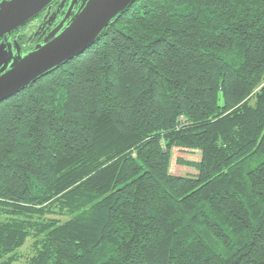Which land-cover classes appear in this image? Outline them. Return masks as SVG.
<instances>
[{"label": "trees", "instance_id": "1", "mask_svg": "<svg viewBox=\"0 0 264 264\" xmlns=\"http://www.w3.org/2000/svg\"><path fill=\"white\" fill-rule=\"evenodd\" d=\"M21 259L264 264V0H136L0 103V264Z\"/></svg>", "mask_w": 264, "mask_h": 264}, {"label": "water", "instance_id": "2", "mask_svg": "<svg viewBox=\"0 0 264 264\" xmlns=\"http://www.w3.org/2000/svg\"><path fill=\"white\" fill-rule=\"evenodd\" d=\"M53 0H0V103L92 46L108 25L136 0H73L60 24L42 44L21 54L10 35L37 17ZM49 39V40H48Z\"/></svg>", "mask_w": 264, "mask_h": 264}, {"label": "flooded vegetation", "instance_id": "3", "mask_svg": "<svg viewBox=\"0 0 264 264\" xmlns=\"http://www.w3.org/2000/svg\"><path fill=\"white\" fill-rule=\"evenodd\" d=\"M73 0H53L37 17L26 23L10 35L11 51L15 52L16 42L21 54L32 50L36 45L42 44L60 24L67 23L74 15L67 14L70 2ZM49 40V39H48ZM2 38H0V42Z\"/></svg>", "mask_w": 264, "mask_h": 264}, {"label": "rangeland", "instance_id": "4", "mask_svg": "<svg viewBox=\"0 0 264 264\" xmlns=\"http://www.w3.org/2000/svg\"><path fill=\"white\" fill-rule=\"evenodd\" d=\"M177 156H179V154H176ZM173 159H174V157H173ZM256 164H258V161H257V163ZM178 170V173L180 174V175H182V176H187L186 174H187V172L186 171H183L182 169L180 170V169H178V168H176L175 166H174V163L172 162L171 163V166H170V170L172 171V173H177V170ZM186 172V173H185ZM191 172V171H190ZM191 173H193V174H195V172H191ZM20 252V254L22 255V256H24V257H26V256H28V255H30V241H28L27 242V244L19 251ZM15 264H25V260L24 259H21L19 262H17V263H15Z\"/></svg>", "mask_w": 264, "mask_h": 264}]
</instances>
